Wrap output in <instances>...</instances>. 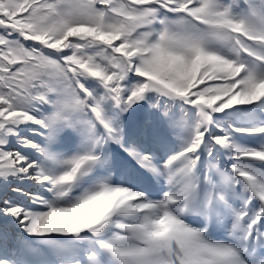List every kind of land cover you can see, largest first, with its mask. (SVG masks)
<instances>
[{"label":"snow or ice","instance_id":"6c2138e0","mask_svg":"<svg viewBox=\"0 0 264 264\" xmlns=\"http://www.w3.org/2000/svg\"><path fill=\"white\" fill-rule=\"evenodd\" d=\"M0 264H264V0H0Z\"/></svg>","mask_w":264,"mask_h":264}]
</instances>
